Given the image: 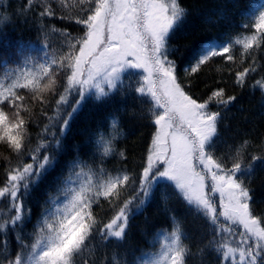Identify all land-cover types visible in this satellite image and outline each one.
I'll use <instances>...</instances> for the list:
<instances>
[{"label": "snow or ice", "instance_id": "1", "mask_svg": "<svg viewBox=\"0 0 264 264\" xmlns=\"http://www.w3.org/2000/svg\"><path fill=\"white\" fill-rule=\"evenodd\" d=\"M8 7L0 0V37L13 14L31 18L37 36L14 43L0 38V48L15 50L11 62L0 56V146L9 153H0L6 164L0 264H98L97 253L109 245L116 247L99 264H189L190 257L211 264L209 254L219 264H264V211L256 212L249 187L257 163L264 164V142L255 154L247 139L224 141L219 125L236 97L215 88L201 100L191 93L190 79L214 58L235 63L239 46L241 62L251 60L235 72V83L245 86L259 67L254 51L264 50V0H250L241 12L242 31L202 40L183 77L171 43L190 14L182 0H24L14 13ZM53 19L74 24L76 31L49 23ZM221 20L234 25L223 14L204 22ZM249 87L264 92V76ZM116 96L136 104L121 111L154 128L139 170L129 168L126 150L117 146L126 134L120 117L112 115L107 128L101 123L91 131L87 158L74 148L34 217L28 200L60 165L84 104L102 105ZM157 191L168 227L145 236L148 249L118 251L131 221ZM170 201L202 222L195 252V237Z\"/></svg>", "mask_w": 264, "mask_h": 264}, {"label": "trees", "instance_id": "2", "mask_svg": "<svg viewBox=\"0 0 264 264\" xmlns=\"http://www.w3.org/2000/svg\"><path fill=\"white\" fill-rule=\"evenodd\" d=\"M2 2L9 5L8 13H14L21 8L24 0H2ZM249 2L250 0H182L184 6L189 9L190 14L186 23L178 28L171 38L172 45L177 49L174 59L177 62L178 75L184 76V69L193 62V57L202 40L209 38L225 40L229 34L235 35L242 31L238 27L242 19L240 14L247 8ZM220 14L231 17L234 25L229 26L224 20L215 25L204 22L206 17L210 16L213 20H216ZM28 15L30 17L31 13ZM49 23H53L59 28L69 27L70 31H76L74 24L69 25L65 21L53 19ZM3 34L0 38L13 43L21 38L34 40L37 36L35 25L31 18L25 21L24 16L14 14L12 15V23L3 29ZM262 49H264V46H262ZM14 51V48L11 47L0 48V56L9 57V62H11L15 58L13 55ZM254 54L259 61V67L255 74L247 78L243 88L235 83V72L242 71L243 68L248 67L251 60L250 58H245L241 62L239 46L234 51L235 63L230 64L220 57L214 58L190 79L192 81L191 93L201 100L206 99L211 90L215 88H224L226 96L236 97L235 101L224 112V118L219 125L221 136L224 141L231 145L247 139L252 145L249 151L260 154V146L264 142V92L259 89L253 90L249 85L254 80L264 76V50H255ZM122 108L131 110L136 108V104L131 98L124 101L120 96H116L102 105H98L91 100L84 104L82 111L73 121L71 130L64 141L67 151L61 157L60 165L39 188L33 191L32 197L28 200L34 217L35 214L39 213L40 206L46 199V193L55 189L56 182L53 178L61 173L64 163L71 160L75 155L74 148L79 146L80 155L87 158L90 145L86 142L91 131L101 123L107 128V120L112 115L120 117V127L126 134V138L120 139L117 146L126 150L129 168L139 170L140 161L151 140L154 128L148 121H140L130 117L127 112L121 111ZM210 108L213 111L217 110L214 104ZM31 131L36 132L38 129L32 128ZM219 150H224L223 145L220 146ZM0 153L5 156L9 155L4 146H0ZM116 163L117 161L115 160L110 161L108 166L112 167ZM5 166V161L0 157V184H2L4 179L3 169ZM249 187L252 190V204L256 212L264 211V164L257 163L250 179ZM169 206L174 210L177 218L183 221L185 230L195 237L191 243L192 250L195 252L196 243L203 234L202 222L194 219L179 202L170 201ZM105 215H110V213ZM145 216L148 217L147 220H145ZM131 225L127 241L125 245L117 249L118 251H123L124 248L148 249L149 245L145 236L150 238L157 228L168 227L169 220L161 207L159 191H157L151 204L144 210V213L135 216L131 221ZM28 230H31L30 226ZM9 239H11V234ZM185 243H188V241H185ZM13 247H15L14 244ZM114 247L116 246L109 245L106 249L97 253L98 264L105 254L109 257L111 256ZM199 259V257H190L189 264H199ZM205 259L210 261L211 264H219V259L213 254L207 255Z\"/></svg>", "mask_w": 264, "mask_h": 264}]
</instances>
